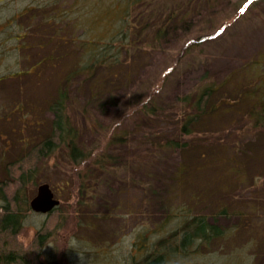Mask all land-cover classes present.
<instances>
[{
	"label": "rangeland",
	"instance_id": "obj_1",
	"mask_svg": "<svg viewBox=\"0 0 264 264\" xmlns=\"http://www.w3.org/2000/svg\"><path fill=\"white\" fill-rule=\"evenodd\" d=\"M109 1H0V156L4 144L1 139H9L7 145H4L8 147L18 136L23 138L33 134L39 123L50 119L51 113L47 110L46 101L55 95L60 86L67 91V115L73 120V124L80 125L81 147L97 152L102 147L100 145L105 139L106 130L105 128L103 132L97 131L91 125V121L99 118V112L105 113L100 118L110 130L117 125L122 126V123L126 126L138 125L141 118L132 114L126 119L128 113L125 112L136 98L159 92L165 106L171 96L182 95L193 88L197 73L185 71L188 66L185 48L191 42L195 44V50L192 49L194 54L201 56L206 62L205 71L211 78L220 80L238 69V75H241L244 69L248 74L259 73L261 70L264 73V66L260 68L254 65L252 71V68H245L243 65L245 62L253 64V61L260 57L264 60V0H211L208 4L201 3V0L192 1L190 4L186 3L188 0H156L140 5L133 13L134 17L129 18L133 23L131 47L135 50V46H140L137 55L140 68L129 82L132 84L131 89L124 94L121 92L120 97L117 96L115 106H105L101 110L93 105L91 100V103L87 104L90 86L93 85L91 78L86 77V81L85 75L77 74L64 81L63 77L83 63L84 59H89L91 53L97 50H105L107 54L112 52L101 43L109 41L115 32L114 28L117 30L118 19H115L113 9L106 4ZM183 8L187 10L185 13L182 12ZM24 9L28 11L21 13ZM172 10L180 11L178 17L164 19ZM42 12L46 13L45 16ZM159 17L162 18L158 19ZM159 24L167 26L166 36L156 35ZM143 31L153 33L144 34ZM149 35H154L152 39L155 37V40L146 41V44L143 41L148 40ZM120 39L114 38L115 41ZM242 70L243 72H240ZM105 78L103 73L98 72L93 79H99L100 84L95 82V87L101 89ZM247 81L244 83L247 84ZM137 86L139 90L134 99L132 91ZM218 88L213 97L226 99L227 102H232V105L226 104L231 107L215 111L213 115L205 118L200 126L205 131L220 130V134L224 135V128L239 116L236 111L250 104L251 99L238 96L237 86L228 84ZM234 97L237 98L235 102ZM174 122V118L167 116L157 127H163L160 130L167 132L171 130ZM134 128L130 129L137 139L141 132L152 130L154 126L144 124ZM228 135L229 133L226 136ZM232 136L234 137L233 132L228 140ZM250 142H253V152L249 154L251 157L245 158L249 164V176H264V131ZM17 146H20L19 142L15 143L9 152L15 153ZM194 146L195 148L183 157L191 165L187 171L188 178L179 185L178 200L186 205L190 203L193 194L195 198H208V201L194 205L195 209L200 207L207 210L205 213L213 208L216 210L219 203L229 202L230 214L217 216L215 222L230 232L234 225H237V229L223 240L212 239L207 251L172 259L169 264H251V261L255 264L258 261L259 244L264 242L261 232L264 221L254 218V213H247L244 219L239 220L238 215L231 212L236 204L241 203V200L235 197L240 194L234 186L238 173H231L225 163L214 161L218 146L205 145L207 157L211 161L205 165L197 164L198 155L204 147L200 149L197 144ZM117 150L121 151L122 147L117 146ZM9 152L5 153V158L9 157ZM180 154L183 152L179 153L178 149L165 152L163 159L159 161L163 163L161 168L165 172L159 175V180L152 173L150 176L149 171L153 172L154 166H130L122 161L121 168L112 170L111 175L99 176L94 182L89 181V186L83 191L86 193L82 194L77 192L80 186L78 167L71 165L62 156L60 147L57 148L54 154L42 160L40 171L43 167L41 175L45 179L44 182L49 184L60 202L50 215L48 212L22 210L24 217L17 239L26 245L37 229L45 225L52 230L44 243V254L41 257L43 260L57 259L60 264H130V246L135 235L140 229H146L145 233L154 238V233L157 232L153 233L152 228H157L165 219L158 201L160 198L172 196L173 182H170L169 186L164 185L167 184V178L163 176L172 172L174 164L181 160ZM40 183H43V180ZM36 188L37 186L33 194ZM258 193L264 197V186L259 187ZM129 197L133 198V203H129L139 207L138 212L143 216L134 219L126 215L128 210L122 207V203ZM261 200L264 201V198ZM233 202L235 204L232 205ZM88 210L96 212V216L91 218L85 215L84 212H89ZM135 212L132 211V215H135ZM82 218L86 221L88 219V227L79 224V219ZM123 225L128 226L122 231ZM174 225L175 222H169L159 232L166 233L175 227Z\"/></svg>",
	"mask_w": 264,
	"mask_h": 264
},
{
	"label": "trees",
	"instance_id": "obj_2",
	"mask_svg": "<svg viewBox=\"0 0 264 264\" xmlns=\"http://www.w3.org/2000/svg\"><path fill=\"white\" fill-rule=\"evenodd\" d=\"M153 1L155 2L156 0H110L106 3L113 9L112 14H114L115 19H118V23L116 22L117 30L114 28L113 31L115 32L113 33L112 31L113 34L109 41L101 42L104 48H108L112 52L107 54L105 50H95L96 52L91 53L89 59H84L83 63L68 71L67 75L63 77L64 81L71 79L77 74L85 75V78H91V84L93 83V85L90 86V98L87 104L92 101L94 102L93 105L99 109L110 105L115 106L117 104V96L120 97L121 92L124 94L125 91L131 89L130 86L132 84L129 82L140 68L137 58L140 46H135V50L131 47L133 42H131L130 35H132L133 23L129 18L134 17L133 13L140 5L150 4ZM192 1L195 0H188L186 3L190 4ZM202 2L208 4L211 3V0H201ZM32 9H34L33 5ZM185 9L183 8V13L187 11ZM63 10L67 11L66 9ZM27 11L28 9H24L21 13ZM179 12L169 11L164 19L178 17ZM41 14L45 16L46 13L42 12ZM161 18L159 17L158 19ZM148 27L151 28L150 26ZM166 27L159 24L156 29V35L158 37L166 36L168 33ZM143 32H145L144 34L153 33ZM152 36L150 37L149 35L150 38L143 42L146 44V41L153 42L155 37L152 39ZM115 37L121 39L115 41ZM191 43L185 48L188 56V66L185 71L197 73L193 88L182 95L175 94L171 96L169 98L170 101L164 106L165 103L159 92L147 93L144 97L135 99L139 90L138 86L135 87L132 91L135 101L131 103V107L125 112L128 113L126 119L130 115L136 114L139 119L141 118L140 123L138 125L131 123L132 127L129 124L126 126L122 123V126L117 125L110 130L108 125L105 127L106 123L100 118L105 113L103 111L99 112V118L91 121V125L97 131L103 132L105 128L106 130L105 139L100 145L102 147L97 152L84 150L81 147L80 125L73 124V120L71 121L70 116L67 115V91L65 88L62 89L61 86L56 90L55 95L50 96L46 101L47 110L51 113L49 120L42 121L39 123L38 128H33L35 129L33 134L23 138L18 136L17 139L10 142L8 147H4V145H7L9 139L5 138L6 136L4 140L1 139L4 144L3 146L1 145L2 154L0 156V264H60L57 259L43 260L41 258L44 254V243L50 236L52 229L50 230L45 225H41L26 245H23L17 239V233L24 217L21 211H32L28 205L29 199L34 195L33 191L40 181H45L41 175L43 174V167L40 171L42 160L54 154L59 147L62 156L71 165L79 169L80 186L77 188V192L82 194L89 186L87 185L89 181L94 182L100 178L99 176L111 175L112 170L121 168L122 161L126 165L130 164V166H133V164L145 168V164L154 166L153 172L149 171L150 176L152 173L159 180V175L165 172L161 168L163 163L159 162L163 159L165 152L168 151L169 153V151H176L177 149L179 153L183 152L184 156L180 154L181 160L174 164L172 172L163 176L167 178V184L164 183V185L169 186V183L173 182L172 196L160 198L158 201L165 219L157 228H152L153 233L157 232L156 234L154 233V238L149 237L145 233L146 229H140L138 234L135 235L130 246L132 250L129 254L130 264H169L172 259L192 256L203 250L207 251L208 244L212 239L223 240L237 229V225H234L230 232L229 229L227 230V228H223L215 222L217 216L230 214L231 205L229 202L219 203L220 205L216 206H219L216 210L213 208L212 211L205 213L207 210L200 207L195 209L194 205L204 200L208 201V198L203 199L200 197L199 199L197 197V199L193 194L190 203L186 205L181 204L180 200H178L180 199L179 185L188 178L187 171L191 165L183 157L190 153L191 149L195 148V144L200 149H203L205 145L218 146L215 152L217 156L214 158L211 155V157L214 158V161L225 163L231 173H238L234 186L240 191V194H236L235 197L237 196L241 203L236 204V207L231 212L237 214L239 220L241 218L244 219L247 213H254V218L257 217L258 220L264 221V201L261 200L264 197L258 193L259 187L264 186V176L250 177L248 172L249 164L245 159L253 152L251 146L253 142H250V140L257 138L264 131L263 70L259 73L248 74L246 69H244V72L243 70L240 71L243 73L241 75L239 73V76L238 69L237 71H232L231 75H225L220 80L211 78L207 76V71H205L206 62L201 59L200 55L198 57L196 56L197 54H194L192 49L195 50V44ZM93 46L95 47V44ZM131 50L134 51L132 52ZM131 52L132 55H130ZM253 62V64L245 62L243 65L245 68L246 66L249 69L252 68V71L254 65L260 66V68L264 66L263 57L257 58ZM98 72L103 73L106 77L101 89L95 87V82L98 85L100 84L98 83L99 79H93ZM84 80L88 81L87 78ZM246 80H248L247 84L244 83ZM228 84L237 86L238 96H246L251 99V102L244 108L239 109L240 111H236L239 116H236L228 124L229 127L224 128V135L220 134V130L205 131L200 126L205 118L213 115L215 111L231 107L226 106V104L232 105V102H227L226 99L220 100L213 97V93L216 89H219L218 87H225ZM234 98L233 101L235 102L237 98ZM167 116H171L175 120L171 130L167 131L169 133L161 131L160 129L163 127H157ZM144 124L152 125L154 129L141 132L135 139L132 129L134 126L142 127ZM231 132L234 133V137L232 136L228 140ZM228 133L229 135L226 136ZM14 142H19L20 146H17L15 153H10L9 150L14 147ZM117 146L122 147V150L118 151ZM7 152L10 154L9 157L5 158V153ZM170 155L172 156L171 153ZM198 156L197 164L205 165L211 161L207 157V147H204ZM200 165L198 166L199 170ZM246 178H249V180L247 181ZM83 199H85V196ZM129 199H125L126 202L123 201L122 203V207L124 206L128 210L126 215L132 216L134 219L143 216L141 212H138L139 207L136 208L131 205L133 198L129 197ZM131 201L132 203H129ZM233 204L235 203L233 202ZM56 208H53L47 214L50 215ZM132 211H136V214L132 215ZM95 213L94 211L84 212L85 215H89L91 218L96 216ZM210 218L214 220H210ZM87 221L84 218L79 219V224H84L88 227L89 223ZM169 222H175V227L167 230L166 233L159 232ZM127 226L123 225L122 231ZM261 232L263 235L262 240L264 241V226ZM150 234L152 233L150 232ZM262 243L261 245L259 244L257 251L258 261L255 264H264V244L262 245ZM250 263L253 264L252 261Z\"/></svg>",
	"mask_w": 264,
	"mask_h": 264
},
{
	"label": "water",
	"instance_id": "obj_3",
	"mask_svg": "<svg viewBox=\"0 0 264 264\" xmlns=\"http://www.w3.org/2000/svg\"><path fill=\"white\" fill-rule=\"evenodd\" d=\"M47 182L37 185L35 194L29 199V207L34 212L47 213L59 204Z\"/></svg>",
	"mask_w": 264,
	"mask_h": 264
}]
</instances>
